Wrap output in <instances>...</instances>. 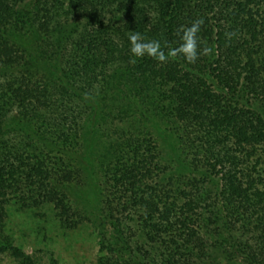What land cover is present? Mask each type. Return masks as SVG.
I'll return each instance as SVG.
<instances>
[{"label":"trees","instance_id":"obj_1","mask_svg":"<svg viewBox=\"0 0 264 264\" xmlns=\"http://www.w3.org/2000/svg\"><path fill=\"white\" fill-rule=\"evenodd\" d=\"M16 208L97 264H264V0H0V263L59 264Z\"/></svg>","mask_w":264,"mask_h":264},{"label":"rangeland","instance_id":"obj_2","mask_svg":"<svg viewBox=\"0 0 264 264\" xmlns=\"http://www.w3.org/2000/svg\"><path fill=\"white\" fill-rule=\"evenodd\" d=\"M12 213L9 228L21 236L20 231L26 229L23 223L26 214L17 208ZM35 227L43 229L39 228V231ZM35 227L34 230H25L26 236L22 238L25 246L43 250L48 259L52 257L59 264H97L98 248L92 229L84 227L80 231L64 235L50 224H38ZM0 264L8 263L4 261Z\"/></svg>","mask_w":264,"mask_h":264},{"label":"clouds","instance_id":"obj_3","mask_svg":"<svg viewBox=\"0 0 264 264\" xmlns=\"http://www.w3.org/2000/svg\"><path fill=\"white\" fill-rule=\"evenodd\" d=\"M202 21L196 20L187 27H182L178 31V44L176 47L169 49L166 54L161 47V43L156 39H147L141 33L129 31L127 40L129 43L128 52L131 63H135L137 59L150 58L158 62H165L171 57H183L186 63L192 64L197 61L201 55H209L211 49L201 47L198 33L200 31ZM232 34H229V36Z\"/></svg>","mask_w":264,"mask_h":264}]
</instances>
